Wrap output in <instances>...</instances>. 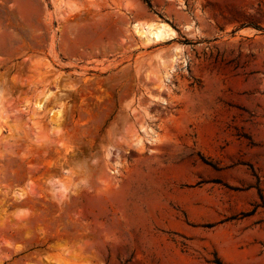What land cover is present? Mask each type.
<instances>
[{
	"label": "rangeland",
	"instance_id": "1",
	"mask_svg": "<svg viewBox=\"0 0 264 264\" xmlns=\"http://www.w3.org/2000/svg\"><path fill=\"white\" fill-rule=\"evenodd\" d=\"M147 1L0 0V264H264V0Z\"/></svg>",
	"mask_w": 264,
	"mask_h": 264
},
{
	"label": "bare ground",
	"instance_id": "2",
	"mask_svg": "<svg viewBox=\"0 0 264 264\" xmlns=\"http://www.w3.org/2000/svg\"><path fill=\"white\" fill-rule=\"evenodd\" d=\"M134 28L137 34L140 37L144 38V42L146 44H150V43L159 44L172 39L175 35L174 31L167 24L163 22H152L149 23V25H145L141 27L138 25H134ZM177 60L178 59L175 56L173 61L176 62Z\"/></svg>",
	"mask_w": 264,
	"mask_h": 264
},
{
	"label": "trees",
	"instance_id": "3",
	"mask_svg": "<svg viewBox=\"0 0 264 264\" xmlns=\"http://www.w3.org/2000/svg\"><path fill=\"white\" fill-rule=\"evenodd\" d=\"M144 2L147 4L148 7H150L149 2L147 0H144Z\"/></svg>",
	"mask_w": 264,
	"mask_h": 264
}]
</instances>
